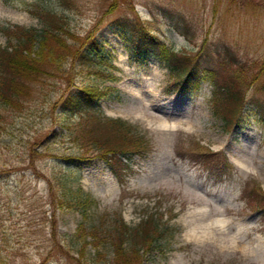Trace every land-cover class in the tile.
<instances>
[{
    "label": "rangeland",
    "instance_id": "374dc122",
    "mask_svg": "<svg viewBox=\"0 0 264 264\" xmlns=\"http://www.w3.org/2000/svg\"><path fill=\"white\" fill-rule=\"evenodd\" d=\"M35 5L63 14L80 37L97 28L103 52L92 62L63 60L58 72L31 84L19 107L0 105L1 264H78L70 236L81 217L60 206L62 182L96 200L95 216L120 211L134 226L152 214L179 230L171 250L145 252L142 264H264V0H0V24L39 30ZM138 23L177 52L204 45L221 76L231 71L223 56L242 63L244 127L229 129L213 113L209 83L181 95L162 62L130 61L117 32L131 34ZM86 87L111 88L95 112L148 140L121 175L81 128L92 127L102 142L106 134L61 103Z\"/></svg>",
    "mask_w": 264,
    "mask_h": 264
},
{
    "label": "trees",
    "instance_id": "16d2710c",
    "mask_svg": "<svg viewBox=\"0 0 264 264\" xmlns=\"http://www.w3.org/2000/svg\"><path fill=\"white\" fill-rule=\"evenodd\" d=\"M59 1L64 4L67 2ZM32 13L41 24L39 30L16 24H0V32L6 38V44L0 47L1 106L19 107L31 92V84L38 83L45 76L54 75L53 72H58L57 68L63 60L68 58L69 65L76 61L92 62L90 57L103 52L102 44L94 39L97 28L80 37L71 33L65 16L51 9L50 5H35ZM117 33L127 39L130 61L139 65H145L150 60L162 62L171 80L178 85L181 95L194 93L203 83H209L213 86V113L229 129L233 126L244 127L247 85L243 83L242 63L227 60L223 56L220 64L231 70L225 77L210 65L213 54H202L204 45L194 54L177 52L143 23H138L131 34L126 31ZM69 39L79 41V45L76 47L69 44ZM83 44L86 48L80 51L79 47ZM64 74L69 82L71 72ZM110 89L82 88L79 92L65 95L61 103L70 113H78L90 119L96 124L95 129L106 134L102 142L103 135L94 133L92 127L86 130L81 128L91 146L94 144L93 147L106 148L98 156L118 176L129 170L128 159L132 155L141 154L143 148L146 150L148 140L125 122L95 112L98 101ZM258 105L262 109L259 115L262 119L264 103ZM62 183L58 198L60 206L77 212L81 217L75 233L70 236V246L77 254L78 264H142L145 252L157 250L164 256V245H168V250L172 249L171 240L179 230L162 225L152 214L146 218L144 216L134 226L124 221L120 211L95 216L93 211L96 200L81 186Z\"/></svg>",
    "mask_w": 264,
    "mask_h": 264
},
{
    "label": "bare ground",
    "instance_id": "6f19581e",
    "mask_svg": "<svg viewBox=\"0 0 264 264\" xmlns=\"http://www.w3.org/2000/svg\"><path fill=\"white\" fill-rule=\"evenodd\" d=\"M134 90H136L137 92H141V89L138 86L133 87ZM169 123L167 121H163V123H161V126L163 128H169Z\"/></svg>",
    "mask_w": 264,
    "mask_h": 264
}]
</instances>
